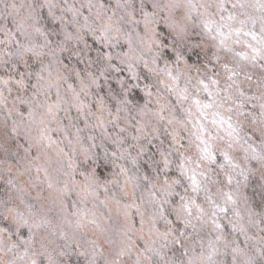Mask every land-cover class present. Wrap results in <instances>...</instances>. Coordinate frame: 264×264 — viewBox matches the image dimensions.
Segmentation results:
<instances>
[{
	"label": "clouds",
	"instance_id": "1",
	"mask_svg": "<svg viewBox=\"0 0 264 264\" xmlns=\"http://www.w3.org/2000/svg\"><path fill=\"white\" fill-rule=\"evenodd\" d=\"M0 264H264V0H0Z\"/></svg>",
	"mask_w": 264,
	"mask_h": 264
}]
</instances>
